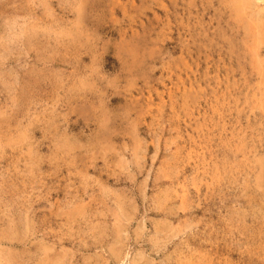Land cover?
Masks as SVG:
<instances>
[{"label":"rangeland","instance_id":"obj_1","mask_svg":"<svg viewBox=\"0 0 264 264\" xmlns=\"http://www.w3.org/2000/svg\"><path fill=\"white\" fill-rule=\"evenodd\" d=\"M263 20L0 0V264H264Z\"/></svg>","mask_w":264,"mask_h":264},{"label":"bare ground","instance_id":"obj_2","mask_svg":"<svg viewBox=\"0 0 264 264\" xmlns=\"http://www.w3.org/2000/svg\"><path fill=\"white\" fill-rule=\"evenodd\" d=\"M243 1V0H242ZM242 3V2H241ZM247 3V2H246ZM250 3V2H249ZM245 4V3H244ZM239 5V4H238ZM240 5H243V3L242 4H240ZM245 6V5H244ZM244 6H243V8H244ZM241 8V7H240ZM247 8V7H246ZM244 10V9H243ZM242 10V11H243ZM236 11H238V10H236ZM239 12H241V11H239ZM236 14H238V13H236ZM240 14V13H239ZM241 15V14H240ZM240 17V16H239ZM263 19V18H262ZM259 20V19H258ZM259 22V21H258ZM262 22V21H261ZM263 23H264V20H263ZM253 24V23H252ZM260 26H261V23H260ZM263 30V29H262ZM251 31V30H250ZM253 31V30H252ZM252 31H251V33H252ZM258 35V34H257ZM259 36V35H258ZM262 172V171H261ZM183 198V197H182ZM184 199V198H183ZM210 243V242H209ZM114 251V250H113ZM116 252V251H115ZM116 256V255H115ZM207 256V255H206ZM8 257V256H7ZM209 258V257H208ZM11 259V258H10ZM13 259V258H12ZM12 259L10 260L11 262H12ZM7 260V259H6ZM9 260V259H8ZM211 260H212V258H211ZM10 261H8V262H10ZM198 261V260H197ZM200 261H201V259H200ZM4 263V262H3ZM7 263V262H6ZM198 263H199V261H198ZM205 263V262H204ZM10 264V263H9ZM22 264V263H21ZM201 264V263H200Z\"/></svg>","mask_w":264,"mask_h":264}]
</instances>
